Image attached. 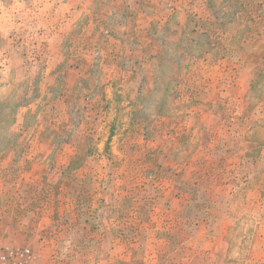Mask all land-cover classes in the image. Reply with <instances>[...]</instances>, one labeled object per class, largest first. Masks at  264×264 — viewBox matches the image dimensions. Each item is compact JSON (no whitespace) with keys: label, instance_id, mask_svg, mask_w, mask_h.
I'll list each match as a JSON object with an SVG mask.
<instances>
[{"label":"rangeland","instance_id":"obj_1","mask_svg":"<svg viewBox=\"0 0 264 264\" xmlns=\"http://www.w3.org/2000/svg\"><path fill=\"white\" fill-rule=\"evenodd\" d=\"M5 246L264 264V0H0Z\"/></svg>","mask_w":264,"mask_h":264},{"label":"built area","instance_id":"obj_2","mask_svg":"<svg viewBox=\"0 0 264 264\" xmlns=\"http://www.w3.org/2000/svg\"><path fill=\"white\" fill-rule=\"evenodd\" d=\"M0 260L1 264H37L33 250L27 246H5Z\"/></svg>","mask_w":264,"mask_h":264}]
</instances>
